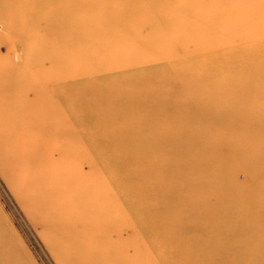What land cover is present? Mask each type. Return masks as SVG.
I'll list each match as a JSON object with an SVG mask.
<instances>
[{
  "label": "rangeland",
  "instance_id": "374dc122",
  "mask_svg": "<svg viewBox=\"0 0 264 264\" xmlns=\"http://www.w3.org/2000/svg\"><path fill=\"white\" fill-rule=\"evenodd\" d=\"M253 1L89 0L3 50L0 264H264V37L215 27Z\"/></svg>",
  "mask_w": 264,
  "mask_h": 264
},
{
  "label": "bare ground",
  "instance_id": "6f19581e",
  "mask_svg": "<svg viewBox=\"0 0 264 264\" xmlns=\"http://www.w3.org/2000/svg\"><path fill=\"white\" fill-rule=\"evenodd\" d=\"M89 0H0V55H2L3 50L6 48L8 51H11L13 42H28L29 45L33 44L36 46L37 41H53V37L56 36L54 23L57 21V12L69 11L71 9H81L87 6ZM249 2L248 5L254 4L253 0H224V5L231 8H239L240 4ZM223 10V9H221ZM264 10V2H259L258 8H253L251 10H241L234 16L226 18L224 16H219L215 14V27L223 22H235L236 20H242L243 22L249 23L250 27H254V31L246 37L243 41L246 44H257L258 41L264 37V13L255 14V11ZM224 24V23H223ZM229 28H233L232 25ZM228 28V29H229ZM41 29L44 32L41 34ZM260 29V31H259ZM227 34V28L224 29ZM257 32V33H256ZM247 34V33H246ZM215 36H222L216 34ZM219 42H226L224 40H218ZM229 42V40H227ZM27 43V44H28ZM251 44L247 47L244 46L243 49L251 48ZM217 46H221L216 44ZM76 49H82L80 45H75ZM247 53L250 54L247 50ZM62 63V60H59ZM71 62V65L61 64L55 66L56 70L51 77L54 75L58 76L64 73H70L72 77H81L82 62L80 58H74ZM75 70H79L77 72ZM8 74H12L7 71L0 70V85L7 86L6 77ZM6 84V85H5ZM73 113L68 111L65 116H62V122L67 119L72 118ZM49 121H53L44 117ZM44 128V127H43ZM69 148V146H68ZM68 148L65 147V151H68ZM67 149V150H66ZM52 151V149H49ZM258 173L257 170L253 171V174ZM53 177L51 175H45V180L50 181ZM54 180V179H53ZM56 182L58 179H55ZM264 184V183H263ZM263 190V189H262ZM240 200V199H239ZM242 202H247L245 199H242ZM256 204V203H255ZM250 205H252L250 203ZM246 248V247H244ZM247 250V249H246ZM255 257H258L259 260H264V255L256 254Z\"/></svg>",
  "mask_w": 264,
  "mask_h": 264
}]
</instances>
